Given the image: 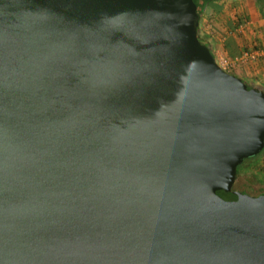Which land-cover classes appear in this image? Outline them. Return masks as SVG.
<instances>
[{
  "label": "water",
  "instance_id": "95a60500",
  "mask_svg": "<svg viewBox=\"0 0 264 264\" xmlns=\"http://www.w3.org/2000/svg\"><path fill=\"white\" fill-rule=\"evenodd\" d=\"M194 0H0V264H264V89Z\"/></svg>",
  "mask_w": 264,
  "mask_h": 264
},
{
  "label": "rangeland",
  "instance_id": "374dc122",
  "mask_svg": "<svg viewBox=\"0 0 264 264\" xmlns=\"http://www.w3.org/2000/svg\"><path fill=\"white\" fill-rule=\"evenodd\" d=\"M213 3L218 6V9L206 8L199 23V30L203 39L210 44L209 46L213 49L215 56L232 57L226 56L224 49L228 29L231 30V34L235 38L238 51L251 42H264V16L261 15L255 0H213ZM239 15H248L246 20L252 21L247 25V30L244 33L236 31L234 25V21ZM226 71L241 77L250 85L264 87V76H262L264 75V57L253 64H243L237 67L228 66ZM263 164L264 156L258 161L257 167ZM243 176L244 178L247 176L253 183L257 181L254 180L253 174ZM261 185L264 187V180H261Z\"/></svg>",
  "mask_w": 264,
  "mask_h": 264
},
{
  "label": "trees",
  "instance_id": "16d2710c",
  "mask_svg": "<svg viewBox=\"0 0 264 264\" xmlns=\"http://www.w3.org/2000/svg\"><path fill=\"white\" fill-rule=\"evenodd\" d=\"M196 3V10L199 16V23L202 18L203 13H205L206 8L210 7L212 10H217L218 6H216L213 3V0H194ZM256 4L258 5V8L260 10V13L262 16H264V0H255ZM247 16H237V19L234 21L235 27H237L239 24H241L244 20L248 19ZM198 37L201 42L210 45L206 40L203 39L200 30L198 32ZM224 49L226 56L231 57L234 54L238 52V46L236 44L235 38L231 34V30L228 29V35L224 41ZM249 87H252L253 85L248 84ZM264 89V87H263ZM264 156V147L263 149L256 155L250 156L245 158L236 168V177L234 181V188L239 189L243 192L249 191L251 189L255 190V192L251 193L253 195H259L264 194V187L261 185V180H264V164L259 165L257 167L258 161ZM256 167V169H254ZM254 170V172H253ZM245 174H253L255 177L254 180H257L256 182H252L247 176H244Z\"/></svg>",
  "mask_w": 264,
  "mask_h": 264
},
{
  "label": "built area",
  "instance_id": "2783aa9c",
  "mask_svg": "<svg viewBox=\"0 0 264 264\" xmlns=\"http://www.w3.org/2000/svg\"><path fill=\"white\" fill-rule=\"evenodd\" d=\"M251 22V20H244L236 27V31L244 33V31L247 30V25ZM262 57H264V42H251L248 46L240 49L231 58L219 55V57L215 56V60L223 69L227 70L228 66L237 67L243 64L256 63L257 60H260Z\"/></svg>",
  "mask_w": 264,
  "mask_h": 264
},
{
  "label": "flooded vegetation",
  "instance_id": "af4514ba",
  "mask_svg": "<svg viewBox=\"0 0 264 264\" xmlns=\"http://www.w3.org/2000/svg\"><path fill=\"white\" fill-rule=\"evenodd\" d=\"M246 82V81H245ZM247 83V82H246ZM248 84V83H247ZM253 192H255V190H253V189H251L250 190V192L249 191H247V193H249V194H251V193H253Z\"/></svg>",
  "mask_w": 264,
  "mask_h": 264
},
{
  "label": "crops",
  "instance_id": "0c3cea01",
  "mask_svg": "<svg viewBox=\"0 0 264 264\" xmlns=\"http://www.w3.org/2000/svg\"><path fill=\"white\" fill-rule=\"evenodd\" d=\"M262 76H264V75H262Z\"/></svg>",
  "mask_w": 264,
  "mask_h": 264
}]
</instances>
